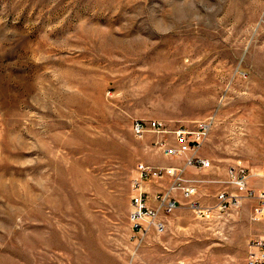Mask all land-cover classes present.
<instances>
[{
  "label": "rangeland",
  "instance_id": "rangeland-1",
  "mask_svg": "<svg viewBox=\"0 0 264 264\" xmlns=\"http://www.w3.org/2000/svg\"><path fill=\"white\" fill-rule=\"evenodd\" d=\"M203 120L198 156L210 165L185 176L204 180L205 212L175 190L165 231L140 240L137 166H184L159 143L178 146L175 131ZM231 167L264 189V0H0V264H187L175 227L171 242L176 218L199 252L203 219L220 220L229 250L211 264H241V228L264 236V214L252 219L258 200ZM169 185L144 182L152 206ZM222 192L240 197L221 209Z\"/></svg>",
  "mask_w": 264,
  "mask_h": 264
},
{
  "label": "built area",
  "instance_id": "built-area-1",
  "mask_svg": "<svg viewBox=\"0 0 264 264\" xmlns=\"http://www.w3.org/2000/svg\"><path fill=\"white\" fill-rule=\"evenodd\" d=\"M136 130L141 133L145 130V123L136 122ZM149 129L158 133H164V125L162 122L154 120L148 123ZM211 127L210 120L198 122L194 130L180 129L175 131L178 146L161 141L159 145L163 152L169 157H184V166H151L140 163L137 166V175L133 178L131 184V204L130 220L136 237L140 240L144 239L151 229L162 233L166 229L161 214L171 213L177 208V199L174 196L175 190H180L183 197L190 201V206L195 212L202 215L205 210L202 208L195 196L199 192L200 184L204 180L199 178H188L185 171L188 166L208 167L210 161L200 158L198 151L201 144L207 137ZM191 152L190 155H187ZM231 182L235 185L239 192H247L251 198L258 200L253 211L252 219L260 221L264 214V189L255 190L247 187L250 173L244 167H231L229 169ZM170 182L169 188L156 194V206L150 203V195L144 189L145 181H164ZM238 195L228 196L222 192L219 196V207L221 209L228 206L229 201H238ZM230 199V200H229ZM180 264H184L181 262ZM247 264H264V236H255L249 240V249L247 255Z\"/></svg>",
  "mask_w": 264,
  "mask_h": 264
},
{
  "label": "crops",
  "instance_id": "crops-1",
  "mask_svg": "<svg viewBox=\"0 0 264 264\" xmlns=\"http://www.w3.org/2000/svg\"><path fill=\"white\" fill-rule=\"evenodd\" d=\"M191 172L196 171V169H191ZM253 174L258 172L257 169L252 170ZM254 179L256 175L253 176ZM264 184V181H261ZM147 191L153 195L160 188L156 185H147ZM213 191V196H214ZM248 204V203H247ZM188 221V220H187ZM203 222L207 223V228H203L201 234V248L200 252L198 250L197 242L195 240V234L190 232L189 228H185V232L178 233V228L184 224L181 218H176L174 221H170V231H171V242L174 243V227H175V242H176V260L178 258V242L180 243L179 256L184 258L187 264H211V257L218 252V255H226L229 250V245L227 241V235L220 228V220H215L214 218L203 219ZM217 226V229L215 228ZM212 226V227H211ZM181 231V230H180ZM263 231L259 228L258 224L250 225L249 228H241V240L239 242V256L241 264H247V255L249 249V240L255 236H259L258 232ZM224 233V235H222ZM262 234H260L261 236ZM200 257V261H199ZM195 259H197L195 261Z\"/></svg>",
  "mask_w": 264,
  "mask_h": 264
}]
</instances>
